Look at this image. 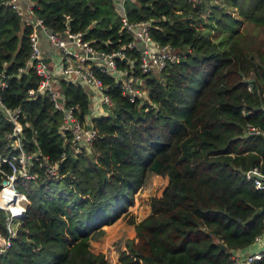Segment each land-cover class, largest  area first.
I'll return each instance as SVG.
<instances>
[{
    "label": "trees",
    "instance_id": "1",
    "mask_svg": "<svg viewBox=\"0 0 264 264\" xmlns=\"http://www.w3.org/2000/svg\"><path fill=\"white\" fill-rule=\"evenodd\" d=\"M5 1L0 102L20 111V146L36 178L26 182L28 190L15 184L28 205L0 264H229L231 252H248L264 232V191L244 174L253 166L264 173V0H126L127 19L148 20L152 39L180 57L148 73L133 61L145 94L134 101L94 66L113 103L106 114L93 115L97 100L59 77L64 105L96 130L88 150L70 145L51 101L40 92L27 95L38 76L31 67L18 68L29 55L32 27ZM33 1L47 29L79 31L97 50L112 52L131 39L112 0ZM123 52L137 56L134 49ZM116 67L127 65L116 60ZM246 123L260 133L248 134ZM10 130L0 108L1 157L20 151L9 144ZM43 160L57 162V176L45 172ZM0 169L9 172L3 163ZM151 174L167 182L148 198L147 215L126 217L135 237L125 239L116 262L93 252L87 230L117 219ZM5 235L0 209V243Z\"/></svg>",
    "mask_w": 264,
    "mask_h": 264
},
{
    "label": "built area",
    "instance_id": "2",
    "mask_svg": "<svg viewBox=\"0 0 264 264\" xmlns=\"http://www.w3.org/2000/svg\"><path fill=\"white\" fill-rule=\"evenodd\" d=\"M118 3L122 13L119 15L121 29L130 35L131 39L123 44L120 49L112 52L97 50L91 40L84 39L79 31L71 32L65 29L63 33L53 32L47 29L34 10L33 0H7L4 3L8 5L15 13L26 19V23L32 27L29 35L30 51L22 67L18 71H25L31 67L38 76V82L35 88H29L27 95L32 97L40 92L49 101L52 102L53 108L61 112V123L59 130L68 131L71 134L70 145L75 149L85 148L88 150L92 140L96 136V130L85 121H80L73 113L72 106H65L62 95L59 94V88L56 87L58 79L63 78L68 82L80 84L85 92L91 97V101L97 99V114H106L107 110L113 106L108 94L104 92L105 87L101 79L95 74L93 67L99 71L113 76L119 85L122 95L126 96L129 101L145 96L142 85L143 81L140 76L133 73L132 62L136 61L138 69L143 73L159 72L167 64L179 60L180 52L170 44H158L152 39L148 20L129 21L124 12V3L126 0H112ZM67 18V16H65ZM44 35L48 45L55 51L56 55L52 58L54 64L49 67L45 50L41 47L40 38ZM134 49L137 52L135 59L128 57L123 49ZM116 60L126 62L127 68L119 69L116 67ZM59 67L60 74L53 71ZM5 85L0 81V88ZM104 104L106 108L100 107ZM0 108L3 110L7 119L11 122V130L8 137L9 143L15 148H19V153L6 157L0 156L1 163L9 168V172H0L4 178L0 181V209L4 212V228L6 235L0 243V252L4 251L10 244V239L15 236L21 218L19 216L25 213L28 199L24 192L19 191L15 184L21 182L28 190L26 182L34 181L36 174L29 171L30 155L23 152L20 146V129L19 121L20 111L18 108H8L0 102ZM245 114V111H241ZM248 134H258L260 130L249 124H245ZM63 155V153L61 154ZM46 166V173L55 177L57 176L56 163L48 164L43 160ZM245 177L252 180L255 189L264 191V173L257 166H253L245 173ZM18 209L22 211L17 212ZM264 232L256 235L252 241L255 247L252 251L241 252L233 251L229 255V264H254L256 259L264 257Z\"/></svg>",
    "mask_w": 264,
    "mask_h": 264
},
{
    "label": "rangeland",
    "instance_id": "3",
    "mask_svg": "<svg viewBox=\"0 0 264 264\" xmlns=\"http://www.w3.org/2000/svg\"><path fill=\"white\" fill-rule=\"evenodd\" d=\"M49 67L51 68L54 62L48 60ZM53 71L57 74H60L59 67H55ZM97 101H99L97 99ZM100 102V101H99ZM104 105H100V107ZM166 177L159 175H149L146 177L143 186L134 190L132 194V199L130 204L126 205V209L122 212L119 217L113 220L111 223L106 225H101L98 228L90 227L88 232L90 248L93 252H103L104 250L108 253L119 254L124 245V239L122 231L125 232L127 237L134 238V230L131 225L126 223V217L129 214L134 215L135 221L143 218L149 212L148 198L153 195H160L162 189L166 185ZM123 213H126L122 217ZM97 238H93L96 237ZM125 248V247H124Z\"/></svg>",
    "mask_w": 264,
    "mask_h": 264
},
{
    "label": "crops",
    "instance_id": "4",
    "mask_svg": "<svg viewBox=\"0 0 264 264\" xmlns=\"http://www.w3.org/2000/svg\"><path fill=\"white\" fill-rule=\"evenodd\" d=\"M40 44H41V47L45 50V52H46V55H47V60H52V58L56 55V53H55V51L48 45V43H47V41L45 40V38H44V35H41V38H40ZM97 108L98 107H94V110H95V113L93 114V115H95V114H97L98 112L96 111L97 110ZM122 235H123V239L125 240L126 238H132V237H127L126 235H125V232L124 231H122ZM264 236V235H263ZM255 247L253 246V247H251V249L249 250V251H252L253 249H254ZM124 249V246H122V249L121 250H123ZM241 252H243V251H241ZM97 253V252H96ZM102 253H104L106 256H108L109 257V259L111 260V261H113V262H116V260H117V257H118V254H115V256L113 255L114 253H108L107 251H103Z\"/></svg>",
    "mask_w": 264,
    "mask_h": 264
},
{
    "label": "water",
    "instance_id": "5",
    "mask_svg": "<svg viewBox=\"0 0 264 264\" xmlns=\"http://www.w3.org/2000/svg\"><path fill=\"white\" fill-rule=\"evenodd\" d=\"M27 208V206H26ZM24 215V213H22L19 218H22ZM217 246L219 247L220 250H224L225 249V245H223L221 242H217Z\"/></svg>",
    "mask_w": 264,
    "mask_h": 264
},
{
    "label": "clouds",
    "instance_id": "6",
    "mask_svg": "<svg viewBox=\"0 0 264 264\" xmlns=\"http://www.w3.org/2000/svg\"><path fill=\"white\" fill-rule=\"evenodd\" d=\"M22 211V209H18L17 212Z\"/></svg>",
    "mask_w": 264,
    "mask_h": 264
}]
</instances>
